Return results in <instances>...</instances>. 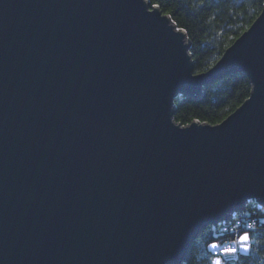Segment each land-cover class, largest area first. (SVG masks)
I'll list each match as a JSON object with an SVG mask.
<instances>
[{
  "label": "water",
  "instance_id": "1",
  "mask_svg": "<svg viewBox=\"0 0 264 264\" xmlns=\"http://www.w3.org/2000/svg\"><path fill=\"white\" fill-rule=\"evenodd\" d=\"M149 0H0V264H183L264 206V5L206 71ZM244 72L222 121L179 96Z\"/></svg>",
  "mask_w": 264,
  "mask_h": 264
},
{
  "label": "trees",
  "instance_id": "2",
  "mask_svg": "<svg viewBox=\"0 0 264 264\" xmlns=\"http://www.w3.org/2000/svg\"><path fill=\"white\" fill-rule=\"evenodd\" d=\"M169 14L178 27L186 30L195 60V71L202 72L212 67L229 47L261 13L264 0H149ZM252 89L250 78L244 73H231L206 85L200 98L179 96L174 119L182 125L194 120L216 124L240 106L249 97ZM250 216L240 214V231L251 236V250L243 251L231 259L221 256L222 264H264V207L253 208ZM232 221V223H231ZM238 219H229L224 224H236ZM251 229L245 228L248 223ZM222 223L216 229L210 225L197 236L187 262L183 264H212L217 253L208 245L224 244L236 238L237 233L224 231Z\"/></svg>",
  "mask_w": 264,
  "mask_h": 264
},
{
  "label": "snow or ice",
  "instance_id": "3",
  "mask_svg": "<svg viewBox=\"0 0 264 264\" xmlns=\"http://www.w3.org/2000/svg\"><path fill=\"white\" fill-rule=\"evenodd\" d=\"M254 225L252 223H248L245 225V228L251 229ZM239 234L235 239L231 241L230 244H221L218 242H213L208 245L209 248L215 250L217 248L220 249V253L222 256H231L237 252V247L240 251L248 253L251 250V236L247 231H240L239 229H235ZM212 264H222L221 255H217L216 258L212 261Z\"/></svg>",
  "mask_w": 264,
  "mask_h": 264
},
{
  "label": "built area",
  "instance_id": "4",
  "mask_svg": "<svg viewBox=\"0 0 264 264\" xmlns=\"http://www.w3.org/2000/svg\"><path fill=\"white\" fill-rule=\"evenodd\" d=\"M248 203H252V207H253V208H261V207H264L262 204L258 203L255 199H252L251 201L247 202V203H246V206H245L244 209H242L241 211H238V212H234V213H233L231 219H238V222H237L236 224H231L232 221H231V223H229V224H224V223H226V221L221 222V223L223 224L222 227H223V230H224V231H231V232H235V233H237V235L239 234V232H236L235 229H238L239 226H240V224H241V220L239 219L240 214H241V215H244V214H245L246 216H250L251 213H252V211H251L250 209L247 208V204H248ZM245 215H244V216H245ZM227 221H228V220H227ZM221 223H219V224H221ZM250 223H251V222H250ZM217 225H218V224L213 225V227L216 229ZM253 225H254V224H253ZM231 241H232V240H231ZM231 241L226 242V243H224V244H230ZM214 252L222 256V254L220 253V249H219V248L215 249ZM239 252H241V251H240L239 248L237 247V252H236L235 254H233V255H231V256H223V257H224V258H227V259H231V258L236 257V256L239 254Z\"/></svg>",
  "mask_w": 264,
  "mask_h": 264
}]
</instances>
